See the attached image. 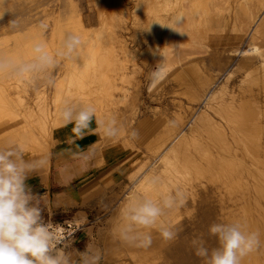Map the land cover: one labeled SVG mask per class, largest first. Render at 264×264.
Returning <instances> with one entry per match:
<instances>
[{
  "label": "rangeland",
  "instance_id": "374dc122",
  "mask_svg": "<svg viewBox=\"0 0 264 264\" xmlns=\"http://www.w3.org/2000/svg\"><path fill=\"white\" fill-rule=\"evenodd\" d=\"M119 1L6 0L4 7L9 9L11 14H5L3 20H0V56L10 57L18 61L32 59L31 45L35 42L34 37L38 36L46 45L48 52L55 55L56 52L52 50V44H62L66 35L72 33L70 28L72 26L70 24L72 23L71 17H80L86 28H92L93 31L97 32L95 36L97 41L100 39L97 55L86 72L87 83L90 85L83 90L82 95L83 97L88 96V99L91 100V106L96 109V119L93 120L89 128L90 149L94 151V158L100 172L106 163L116 160L118 154H122V156L119 164L116 165L115 174H113L112 167H109L106 170L105 177L101 178L100 181H94L90 177V183L81 186L80 191L75 193L76 196L74 197L76 199L74 201L62 202L58 199L63 205L76 206L75 208L65 210L63 214L57 215V218L49 217L45 219V221L59 224L67 220L78 225L80 230L73 239L67 242L66 250L71 252L76 260L79 259L77 250L84 252L90 249L92 252H98L100 255L98 264H115V260L107 259L108 256L106 260L104 256L106 246L103 245V240L110 232L109 220L116 215V210L119 209L125 198L130 194L138 193L139 185L150 175V171L159 165V159L163 154L166 155L171 150H175L176 155H179L180 150H184L190 157L195 154L194 145H197L196 148L200 147L199 149L203 147H209L211 150L218 149L216 151L222 154L224 151L220 149L219 142H216L217 147H219L217 148L215 142L212 141H216V137L214 139V136L211 137V126L213 128L216 126H213L214 124H218V127H223L222 131L227 147L232 149L233 152L236 150L234 153H237V156H231L230 160L239 162V160H236L238 158L242 162L245 161L250 167L252 166V169L254 168V159L251 160L253 154L249 155L246 152V145L251 146V143L246 140L244 130L237 129V122L240 120V116H237V110L242 102L238 86L242 87V84L245 86L251 82L250 79L244 82L242 77L247 74L245 72L248 69L245 68L246 64L250 62V64L257 65V61L264 62V55H262L264 54V31H261L259 35L257 34L258 36H251L252 33L250 32L256 25L258 29V25L260 26L261 19L258 21V17H260L262 11L257 12L254 10L256 0H218L217 3L220 6L216 12L219 16L211 14V12L217 10V8H214L216 6L213 5V3L216 4L217 0H206L203 9L207 11L209 8L211 12H207L206 16V11L203 9L198 10L199 14L196 11L197 9L194 10V15H200L201 18V22L197 24L198 27L196 25L197 29H193L194 26L192 25L193 35L191 37L187 35L183 39L181 38L182 40L177 37L171 41L168 59L171 62L173 61L174 65L170 71L161 73L155 86L148 90L147 74L155 68L159 58L157 53H160L158 49L162 46L160 44L162 38L160 26H164L166 18L172 12L169 9L172 6L169 2L171 3L172 0ZM180 2L178 6L184 7L186 3L181 2V4ZM237 3H240L241 6L239 5V7ZM113 7L116 8V11H119L116 12ZM245 8L249 10L253 8L251 10L254 12L253 18H247L250 15L244 16V13L249 12V10L245 12ZM121 10L124 11L123 14L120 13ZM200 12L203 15L205 13V17H202ZM222 13L224 14L222 15ZM208 14L210 15L208 16ZM255 14L257 15L255 16ZM99 15H103L104 19ZM261 16L264 17V14ZM225 17L229 20L227 26L222 23L217 24L216 20H223ZM13 18L20 19L19 28L13 29L10 27L9 21ZM211 20L216 21V24L209 31L206 24ZM253 20L254 22L251 23ZM102 21L104 22L102 23ZM100 22L103 28H101ZM41 23L47 25L46 30L40 29L39 25ZM97 27L100 28V31ZM206 29L209 33L205 37L203 32ZM215 30H218L217 33ZM198 31L202 33V39L205 37L208 41L205 40L201 43L202 39L199 40L200 34ZM97 35L99 36L97 37ZM116 37L124 42L126 47L124 52L118 50V47L115 46L117 41L113 38ZM251 40H253V46H250ZM180 41H183L184 44H180ZM197 43L199 44L197 45ZM251 47H255L257 51L251 54L242 53ZM99 59H102L103 63L97 66L95 62ZM57 60L58 63L49 73L31 78H21L8 72H2L0 73V87L5 89L4 85H6L8 89H14V92L23 102L45 101L52 103L55 98L54 84L57 79L64 75V67L62 66L65 61L59 57H57ZM172 75L180 80H173ZM208 76L211 78V82L205 88L201 80ZM251 77H254V73H251ZM9 79L10 81H8ZM4 80L7 81V84L4 83ZM261 92L258 106L262 110L264 109V90ZM70 93L72 95L77 94L76 91ZM71 97L69 94L63 93L62 101L65 102L70 98L67 104H74L75 101L72 102ZM73 99L75 100V98ZM81 103L80 105H82ZM208 116L210 120H213L211 126L206 125L209 124ZM108 117H115L122 131L121 135L115 139L103 137L97 130V120L101 119L104 122ZM39 118L40 121L43 120V117ZM261 121L264 123V119ZM226 122L227 125H225ZM229 123L233 125L230 126ZM73 127L72 124L65 126L62 122L52 133L48 128L46 134L43 135L40 126L35 130L33 129V132L36 136L41 135L40 138L43 141L50 142L51 138L55 140L54 145L49 149V156L52 148L60 141V138L55 137V132H65L73 129ZM132 129L138 131V138L133 139L129 135ZM26 131H22L20 122L10 116L1 115L0 149L15 146L11 139L13 137L19 140L22 137L34 136L31 131L28 130L31 134ZM232 134L235 136H232ZM262 138H264V135L261 134L258 137L260 141V144H257L258 146L264 144ZM64 141L72 144L74 140L64 138ZM23 149L27 151L24 152ZM23 149L21 150L25 160H39L40 154L36 145ZM233 152L232 154H234ZM172 160H174L175 165L179 163V158H173ZM41 169L42 167H39L29 174L33 176L34 181H41L42 177H45V173ZM152 176H160L161 180L165 175L159 168L156 174ZM104 179L107 180H105L103 187L102 181ZM160 180L158 181L159 184L165 181V177ZM212 191H214V188L208 186L206 195L201 193V196H203L200 197V201L205 200L202 203L200 202L199 211L194 216L183 213L171 222L170 225L175 226L179 236L173 244L172 253L169 252L167 255L168 264H176L178 260L177 250H180L178 245L186 246L184 255L182 254L183 259H185L184 262L188 261V258H197L191 241L198 235H203L209 240L210 246H215V239L209 238L207 231L212 221L216 222V219L220 218L218 215L219 207H217ZM92 194L95 195L92 196ZM163 195L165 193L158 194L161 199ZM90 197L91 199H89ZM78 211L83 212L84 219L76 222L74 217H76ZM169 213L170 211L166 215ZM187 214L189 216H185ZM80 235H82L83 243L75 252L76 245L74 241ZM122 259L129 262H126V264H133L132 259L128 256H124ZM163 260L164 258L159 257L152 260L151 264H161Z\"/></svg>",
  "mask_w": 264,
  "mask_h": 264
},
{
  "label": "bare ground",
  "instance_id": "6f19581e",
  "mask_svg": "<svg viewBox=\"0 0 264 264\" xmlns=\"http://www.w3.org/2000/svg\"><path fill=\"white\" fill-rule=\"evenodd\" d=\"M180 1L182 3L184 2L186 3L184 7L178 6V3ZM205 2L206 0H179L178 2L177 0L175 1L172 0L171 3L169 2L170 6L172 5L169 8L171 9L170 11L172 12L166 18L165 24H163L164 26L161 27L159 25L160 30L162 31L161 33L162 38H161V43H160L162 46H160L161 48L158 49L160 53L159 52L157 53L159 54V58L157 59L155 68L153 67L154 69L152 71H149L147 74V89L148 90L151 89L153 86H155L158 79L160 78L161 73L168 72L173 67L174 65V63H172L173 61L171 62L169 61L170 59H168V51H169L170 43L173 39L177 37H179V39L181 38L183 39L187 35L189 37L193 35L192 25L194 26L193 29L196 30L197 29L196 25L201 22L200 15L198 16L194 15L195 13L194 10L197 9L196 11H198L200 10V8L203 9V7H205ZM217 2L218 0L215 2L216 4L213 3V5L216 6L214 8H217V10H214L213 13L210 11L211 9H209L208 6H207L208 8L207 11L203 9L204 11H206L205 12L206 16H207V12L208 13L211 12L212 15L217 14L216 11H218V7L220 6L218 5ZM209 3L211 2L209 1ZM237 4L238 6L240 5V3H237ZM254 7H255L254 9L255 11L257 12L262 11L261 15L264 14V0H256ZM116 8L113 7L114 10ZM246 10H249V9L245 8V12ZM251 10H253V8ZM251 10H249V12L247 11L246 14L244 13V16L246 15L247 17L250 15L247 18H253L254 12H252ZM123 12L124 11L122 10L120 11L121 14H123ZM202 12L200 13L202 14ZM197 13L199 14V11ZM115 14L117 15V13ZM223 14L224 13H222V15ZM204 15L202 14V17H205ZM209 15L210 14H208V16ZM256 15L257 14H255V16ZM261 15L260 17H258L259 18L258 21L261 19L260 26L258 25L259 29L257 28V25L254 28H252V30L250 31L252 33L251 36L253 35L255 36L257 34L259 35L261 31H264V17H262ZM99 16L102 17L103 15L102 16L99 15ZM100 17H98V19H100ZM71 19H72V23L70 24L72 26L70 28L72 30V33L81 36L84 43H83L82 48L79 51L78 56L74 57L73 59H64L65 63L62 66L64 67L63 68L64 75H62L59 79H57L54 84L55 98L52 103H48L45 101L44 102L38 101L34 103L23 102L21 98L18 97L17 93L14 92V89H10V88L8 89V86L6 85H4L5 89L0 87V116L1 115L10 116L17 122H20L22 131H26L27 129L26 132L29 133V131H31L34 135L33 129L35 130V128L40 126L42 130L41 133L45 135L48 128L50 129L51 133L52 131L57 129L59 124L62 123L60 120V113L63 107L67 104V101H69L70 99L69 98L65 100V102L62 101L63 93H67L73 98H75L74 100L71 97L72 102L75 101L74 102L75 105H80L81 102H83L84 104L81 103L82 105L80 106L91 105V100L88 99V96L83 97L82 95H83V90L88 88V86L90 85L89 83H87L88 77H87L86 72H87V68L93 63V59L97 55L98 45H99L98 41L100 39H98L97 41V38L95 37L97 32L93 31L92 28L91 29H88L89 27L86 28L84 22L80 19V17L75 16V17H71ZM249 20H252V19H249ZM254 20L251 21V23L254 22ZM211 21H208L206 24V28L209 31L213 29L214 25L216 24V21H217V24L222 23L224 24V26H227L229 20L228 18L225 17V19L223 20L220 19L216 21L213 20L212 22ZM103 22L104 21H102V23ZM102 23H101V26H102L101 28H103ZM98 29L100 31V28ZM207 29L203 32L204 36L207 33H209ZM101 31L103 30L101 29ZM99 33H102V32H99ZM199 34H200V36L198 35L200 37L199 40H201L203 38L201 37L202 33L199 32ZM98 36L99 35H97V37ZM205 37L204 39L200 41L201 43L207 40ZM252 38L254 40V37ZM113 39H116L117 41L115 46L118 47V50H121L124 52L126 47L122 39H119L118 37L113 38ZM253 40H251L250 46H253ZM34 41L42 42L39 36L34 37ZM179 43L184 44L183 41H180ZM198 44L199 43H197V45ZM32 45H31V48H32ZM52 45H53L52 50L54 52H57L58 50L62 48V44H58V45L52 44ZM254 51L255 52L257 51L255 50V47H251L248 50L243 51L242 53L251 54ZM102 63H103L102 59H99L97 60V62H95V65L99 66ZM78 67L79 69H77ZM245 68H248V69L247 71H245L247 72L245 77L244 75L242 76L244 79V82H246L249 79L251 80V82L247 83V85L245 86L244 84H242V87L238 86V90L240 88L239 94H240V98L242 99V102H241V106L237 110V116H240L239 118L240 120L239 122H237L238 125L237 124L236 125L238 127L237 129L240 128L244 130L246 140H248L251 143V146L246 145V150H247L246 152L249 153V155L251 153L253 154V155L251 154L253 156L251 160L254 159L253 162L255 163L253 164V167L255 168V170H253L254 168L253 169L251 168L252 166L250 167L249 165H247V163H245L244 160H243L244 162H242V160L238 158L236 160H239V162H235V160L232 161V159L230 160L231 156L233 155H235V157L237 156V153H234L236 152V150H234L233 152L232 149L227 147V145L225 144L226 141L224 138V132L222 131L223 127H218L217 126L218 124L213 123L214 124L213 126L215 125L216 126L212 128L210 124L212 123L213 120H210L208 116L207 118H208L209 124H206V125L211 126V129H212L211 137L214 136L213 139L216 137L215 138L216 141L214 140L212 141L215 142V144L216 142L217 143L219 142V144L221 145V146L219 145L220 149L223 150L224 152L220 154L221 152L218 153V151H216L218 149L211 150L209 147L208 148L203 147L202 149H199L200 147L196 148L197 145H194L193 150L195 151V154L191 155L190 157L187 155V153L184 150H180L179 155H176L175 150H171L166 155L163 154V156L159 159V165L156 166L155 169L150 171V175L147 176L145 180L142 181L141 184L139 185L138 193L130 194L127 198H125L124 201L121 203L119 209L116 210L115 212L116 215L110 218L109 220L110 232L106 236V238L103 240L104 242L103 245L106 246L104 250L105 259L108 256L109 258L107 257V259L111 258L115 260V264H126L127 261L123 260L122 257L128 256L132 259L133 264H151L152 260L161 257L162 259L164 258L161 264H168L167 255L169 252L172 253V250L174 247L173 244H175V241L165 242L160 237L159 233L156 231L152 232L153 243L147 249L131 247V246L121 243V241L119 240L117 236L118 228L121 223V216H120L121 209L124 207L125 203L130 198L135 197L139 194H143L154 201H160L162 199L161 197L158 196V194L160 193L166 194L168 192H175L176 190H181L184 192L185 197H186L185 204L181 207L171 210L168 215L165 214V216L162 218L166 224H171L173 219H175L176 217H179L183 213L192 214V216H194V214L197 211H199L200 202L202 203L205 200L202 198L203 201H200V197L203 196V195L201 196V193L206 195L208 186H211V188H214V191H212L211 193L215 196V202L218 205L217 207H219V214H218L220 217L218 218L219 220L240 221L243 224H245L249 230L258 231L261 234V246L259 247L257 251L247 256L244 259L243 264H264V146H261L264 144H261L260 146L257 145V144H260L258 137L261 134L264 135V123H262L261 121L262 119H264V109L261 110L258 106V103H259L258 99L261 97V93H262L261 91L264 90V62L257 61V65L253 63L250 64L249 62L248 64L245 65ZM251 73H254V77H251ZM173 75H172L173 80H176V81L180 80L179 78H174ZM8 81H10V79ZM201 81H202L203 86L205 87L207 86L208 83L211 82V78L209 76L204 77ZM4 83L7 84V81L4 80ZM255 89H258V90H255ZM71 91L72 92L76 91L77 94L72 95L70 93ZM203 113L206 114L205 112ZM39 117H43L42 118L43 120L40 121ZM203 117H206V116H203ZM229 118H233V117H229ZM97 124H98V129H97L98 132H100L101 136L104 137L105 134H104L103 127H102V124H103L102 120L98 119ZM225 125H227V122L225 123ZM229 125L231 126L233 124L229 123ZM121 132L122 131L120 129V135H121ZM239 133H242V132L240 131ZM209 134H210V131H209ZM233 135L234 134H232V136ZM40 136L34 135L30 137L26 136V138L22 137L18 140L15 146H18L20 149H23V148H27L32 145L33 146L36 145L38 147V152L40 154L39 160L40 159L45 160L47 153L50 147L54 145L53 143L55 142V140L51 138L49 140L50 142L43 141L42 138H40ZM216 147H217V144H216ZM25 151L27 150H24V152ZM232 152L234 154H232ZM30 153H34V152H30ZM180 155H182V157H180ZM238 156L240 157L239 154ZM173 158L174 159L179 158V163L177 165H175L174 160H172ZM249 163H252V162H249ZM159 168L161 169V171H163L165 175L164 176L165 181H162L159 184L158 183V181L160 180V176H159V180L157 181L155 185H153L151 181L156 176H152V175L156 174ZM202 180H205V181H202ZM188 214L185 216H189ZM218 219L216 220L218 221ZM58 230L60 231V229ZM178 246H180V250H177L178 260L176 261V264H202L201 259L198 257L188 258V261L184 262L185 259H183L184 257L182 256V254L184 255L186 246H183V247L182 245H178Z\"/></svg>",
  "mask_w": 264,
  "mask_h": 264
},
{
  "label": "clouds",
  "instance_id": "9594fccd",
  "mask_svg": "<svg viewBox=\"0 0 264 264\" xmlns=\"http://www.w3.org/2000/svg\"><path fill=\"white\" fill-rule=\"evenodd\" d=\"M6 0H0V20L11 14L4 7ZM21 21L13 18L10 27L19 28ZM163 26V25H162ZM41 30L47 25L41 23ZM84 41L81 36L69 33L62 42V48L55 55L50 54L43 42L32 45V59L15 60L0 56V73L8 72L18 77H33L49 73L58 63L57 57L73 59L78 56ZM60 119L72 124L78 136L88 130L96 119V109L91 106L66 104ZM106 137L115 139L120 127L115 117H108L102 124ZM129 135L136 139L137 130ZM46 160H25L18 146L0 149V264H98L100 255L90 249L79 252V259L73 258L64 243L57 226L45 221L39 202L26 183L29 174L42 167ZM159 177L151 181L157 183ZM183 191L168 192L160 201H154L143 194L130 198L121 209V223L117 236L121 243L131 247L149 248L153 243L152 232L156 231L165 242H173L179 232L175 226L162 219L168 211L185 204ZM208 237L215 239V246L203 235L196 236L191 245L195 256L202 264H243L244 259L261 246V234L249 230L240 221L218 220L208 226Z\"/></svg>",
  "mask_w": 264,
  "mask_h": 264
},
{
  "label": "crops",
  "instance_id": "0c3cea01",
  "mask_svg": "<svg viewBox=\"0 0 264 264\" xmlns=\"http://www.w3.org/2000/svg\"><path fill=\"white\" fill-rule=\"evenodd\" d=\"M54 135L56 138H60V141L52 148L49 156V151L47 153L46 163L41 169L44 171L45 177H42L41 181H34L33 176L29 175L26 181L32 194L39 202L44 219L57 218V215L63 214L65 210L75 208L76 206L63 205L59 201H74L76 199L74 197L76 196L75 193L80 191L81 186L90 183V177L94 181H100L101 178L105 177L106 170L109 167H112L113 174H115L116 165L119 164L122 156V154H118L117 159L106 163L100 172L94 158V151L90 149L89 129L82 136L74 133L73 129L65 132L56 131ZM64 138L74 141L70 144V142L64 141ZM11 139L16 145L18 139L14 137ZM105 180L107 179L102 181L103 187ZM95 194H92V196ZM82 213L81 211L77 212L76 217H74L76 222L84 219ZM74 242L76 252L77 248H80L81 243H83L82 235L77 237Z\"/></svg>",
  "mask_w": 264,
  "mask_h": 264
},
{
  "label": "built area",
  "instance_id": "2783aa9c",
  "mask_svg": "<svg viewBox=\"0 0 264 264\" xmlns=\"http://www.w3.org/2000/svg\"><path fill=\"white\" fill-rule=\"evenodd\" d=\"M53 226H57L58 229H60V232L62 233V238L64 240V243L67 244L71 239L74 238V236L79 232L80 227L76 225L72 221H63L62 223H52Z\"/></svg>",
  "mask_w": 264,
  "mask_h": 264
}]
</instances>
